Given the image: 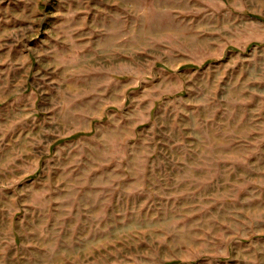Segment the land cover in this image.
Listing matches in <instances>:
<instances>
[{"label":"rangeland","instance_id":"1","mask_svg":"<svg viewBox=\"0 0 264 264\" xmlns=\"http://www.w3.org/2000/svg\"><path fill=\"white\" fill-rule=\"evenodd\" d=\"M0 264H264V0H0Z\"/></svg>","mask_w":264,"mask_h":264}]
</instances>
